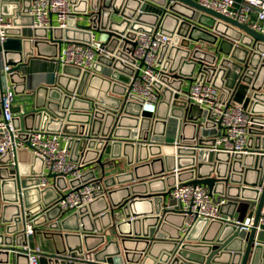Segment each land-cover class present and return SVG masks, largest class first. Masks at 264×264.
<instances>
[{"label":"water","instance_id":"95a60500","mask_svg":"<svg viewBox=\"0 0 264 264\" xmlns=\"http://www.w3.org/2000/svg\"><path fill=\"white\" fill-rule=\"evenodd\" d=\"M0 1V15L12 24L0 42V101L14 92L13 124L21 133L70 138L71 160L85 170L70 186H97L92 203L64 216L52 207L67 189L64 178L50 175L55 187L41 190L39 157L22 151L15 169L8 154L0 157V264H29L37 248L38 264H264V231L256 229L264 214L262 34L194 0H70V28L53 31L31 28L30 0H14L10 15ZM155 32L170 42L158 57L162 99L150 107L128 86L140 73L135 40ZM93 37L104 52L91 70L60 63L63 45H90ZM195 81L251 114L248 154L206 150L216 131L186 100L184 88ZM23 155L38 169L26 170ZM176 183L205 186L225 200L224 220L200 219L185 235L186 216L170 195ZM247 219H254L250 231L237 225Z\"/></svg>","mask_w":264,"mask_h":264},{"label":"built area","instance_id":"2783aa9c","mask_svg":"<svg viewBox=\"0 0 264 264\" xmlns=\"http://www.w3.org/2000/svg\"><path fill=\"white\" fill-rule=\"evenodd\" d=\"M30 15L33 17L32 29H54L66 30L74 15V6L70 0H30ZM201 6L213 10L240 24H246L251 29L264 36V0H194ZM1 5V2H0ZM12 24L0 15V42L7 39L6 29ZM136 47L131 55L137 61L135 70L139 71L137 78L133 77L129 84V94L144 101V106L156 107L162 99L161 93L155 87L160 81L161 67L158 65V57L161 48L170 39L159 32L153 34L139 33ZM104 52V47L97 38L93 37L90 45L69 43L63 45L58 60L62 65H70L91 70L99 54ZM143 62V67L140 64ZM9 70L5 68V72ZM221 91L211 84L196 81L186 96L189 103L197 106L207 113V119L214 124L216 131V142L213 147L206 148L210 152L236 154H248L249 129L252 125L251 114L244 106H234L230 101L221 100ZM14 92L8 89L0 101V157L10 156L8 166L15 169L19 165V153L30 152L39 157L43 163V173L39 176L38 188L44 190L55 187L56 180L49 178L50 175L62 177L66 181L67 189L60 192V198L52 205L59 206L63 214L77 212L88 206L95 200L97 193L96 181L81 184L76 188L70 186V181L80 180L85 173L80 162L71 160L68 150L69 139L59 133H48L40 131H28L21 133L13 124V101ZM22 135L27 139L23 140ZM176 148L179 144L175 141ZM202 148L201 150H203ZM176 171V175H177ZM170 195L180 205L181 212L186 216L183 233L187 235L194 224L200 219L210 221H222L221 205L225 200L217 202L205 186L180 184L171 189ZM33 220L27 222L24 228L25 236L34 233ZM237 225L246 231L254 226V219H247L244 223ZM257 231H264V214L261 215L257 225ZM39 249L29 254V264H38Z\"/></svg>","mask_w":264,"mask_h":264},{"label":"crops","instance_id":"0c3cea01","mask_svg":"<svg viewBox=\"0 0 264 264\" xmlns=\"http://www.w3.org/2000/svg\"><path fill=\"white\" fill-rule=\"evenodd\" d=\"M237 1H242V0H237ZM1 2V1H0ZM4 3H5V6H4V13L5 14H7V15H10L11 14V11H12V3L14 2V0H5V1H3ZM7 21L8 22H10L11 20L8 18L7 19ZM28 19H26L25 17H22V19L20 20V23L21 24H27L28 23ZM190 88H191V84L190 83H187V85L185 86V90L186 91H189L190 90ZM187 134L188 135H190L191 134V131L190 130H188L187 131ZM28 156L27 155H23V162H24V165H25V168H26V170H28V171H31L32 170V168H34V169H38V167L37 166H35V164H34V161L33 160H28ZM110 161V158H109V156H104L103 157V162H109ZM117 162H118V164H124L125 163V160L124 159H120V160H117ZM112 174H114V173H112ZM112 174L110 173H108L107 174V177L109 176H112ZM53 196V193H49L48 195H47V198L48 197H52ZM46 197V196H45ZM70 214H72V213H70ZM70 214H63L64 216H68V215H70Z\"/></svg>","mask_w":264,"mask_h":264}]
</instances>
